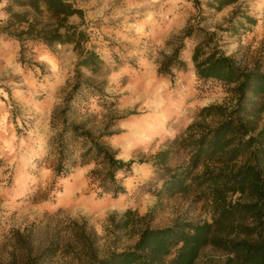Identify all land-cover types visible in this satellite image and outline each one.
<instances>
[{"label":"rangeland","instance_id":"obj_1","mask_svg":"<svg viewBox=\"0 0 264 264\" xmlns=\"http://www.w3.org/2000/svg\"><path fill=\"white\" fill-rule=\"evenodd\" d=\"M70 1L84 10L90 45L111 68L105 91L118 101L98 115L93 129L111 121L116 133L107 141L124 160H149L195 120L199 107L230 103L220 88L205 94L197 89L190 58L194 39H185L187 68L159 75L160 62L187 26L215 32L219 48L239 65L264 72V0H241L222 10L206 0L200 8L193 0ZM6 2L0 0V20L6 18ZM243 14L257 23L242 27ZM30 46L22 62L19 42L0 35V264H91L94 255L131 247L138 236L115 226L129 208L148 215L151 227L209 219L189 197L144 193L139 184L153 175L148 162L135 164L131 177L118 175L126 188L118 197L98 195L94 164L56 177L44 161L53 135L51 115L74 83L77 53L71 45ZM93 107L100 110L94 101ZM225 257L207 247L197 264H221Z\"/></svg>","mask_w":264,"mask_h":264},{"label":"trees","instance_id":"obj_2","mask_svg":"<svg viewBox=\"0 0 264 264\" xmlns=\"http://www.w3.org/2000/svg\"><path fill=\"white\" fill-rule=\"evenodd\" d=\"M193 1L200 8L201 1ZM240 1L206 0L205 4L222 10ZM3 9L6 18L0 20V35L19 42L22 62L34 43L71 45L77 53L74 83L51 115L53 135L44 161L56 177L94 164L91 176L98 181V195L118 197L126 193L118 175L131 177L135 164L148 162L153 175L141 180L144 193L160 199L186 196L209 214L201 222L151 227L148 215L129 208L115 226L137 235L134 245L100 258L94 255L91 264H197L207 247L225 253L221 264H264V72L259 67L239 65L219 48L215 32L199 24L187 26L178 45L160 62L159 75L173 76L174 69L187 68L182 58L185 39H194L190 58L197 89L205 94L220 88L230 103L199 107L195 120L167 139L149 160H124L107 141L116 133L113 123L108 121L98 131L92 126L118 101L105 91L111 68L90 45L84 10L70 0H7ZM239 23L244 27L257 20L243 14ZM231 29L237 32L239 27L232 24ZM38 196L34 193L33 200Z\"/></svg>","mask_w":264,"mask_h":264}]
</instances>
